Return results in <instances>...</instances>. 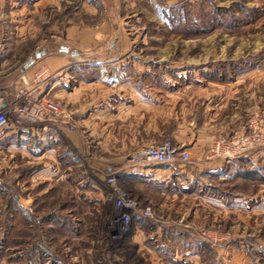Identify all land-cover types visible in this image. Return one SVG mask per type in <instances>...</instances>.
Segmentation results:
<instances>
[{"label":"rangeland","instance_id":"1","mask_svg":"<svg viewBox=\"0 0 264 264\" xmlns=\"http://www.w3.org/2000/svg\"><path fill=\"white\" fill-rule=\"evenodd\" d=\"M98 3L107 5L101 17ZM115 18L117 25L107 28L111 38L127 39L115 49L130 65L148 68L136 76L150 84L152 96L165 98V110L152 107L145 123L149 140L201 146L188 150V163L157 165L199 164L204 171L192 170L191 177H205L206 184L175 201L152 182L131 184L122 172L130 154L108 153L110 147L101 153L94 123L85 128L77 121V146L56 133L52 153L41 156L51 145L34 139L27 156L0 151V264H141L135 245L159 242L152 232L162 225L182 228L170 240L198 242L204 263L264 264V143L245 157L205 158L217 138L250 122L264 133V0H41L37 6L0 0L1 94L11 98L22 69L52 71L50 55L60 49H67L60 56L76 69V82L96 80L98 49L109 43L98 32ZM56 99L69 109L63 96ZM111 171L140 208L153 211L135 213L117 240L110 237L113 203L98 205L97 198L98 182L105 193ZM137 227L149 230L133 237Z\"/></svg>","mask_w":264,"mask_h":264},{"label":"crops","instance_id":"2","mask_svg":"<svg viewBox=\"0 0 264 264\" xmlns=\"http://www.w3.org/2000/svg\"><path fill=\"white\" fill-rule=\"evenodd\" d=\"M40 2L41 0H31L33 6H37ZM15 4L17 5V3ZM106 9V4L98 3V15L100 17ZM116 20L117 18L113 22L111 21L110 24L103 22L100 28L101 32H98V40H106L109 43L107 48L98 49V67L95 68L98 71V78L96 80L88 82L79 80L76 82L74 79L76 69H72L69 61L65 62L64 58L60 56L61 53L66 54L67 49L57 50V53L50 55L52 60L49 61V68L54 74L51 81V93L55 98L60 95L65 98L64 101L67 106L69 105L72 116L78 122H82L85 128L87 123H94L98 146L101 151L103 150L102 152L100 151L101 153L108 152L110 147L111 151L108 153L121 152L131 154L143 145L163 141L149 140L150 126H145V123L150 120L151 108H157L158 110L162 108L165 110L166 102L160 93L157 96L154 94L152 96L150 84L140 81L141 77L136 76L140 72L145 73L144 71L148 68L137 66L134 63L130 65L128 60L124 59L128 58L124 55L125 52L115 49L116 42L121 39H123V42L127 41L123 35L120 39H114L115 41L111 38L113 35L109 33L110 31L107 28L108 26L114 27V23L117 25L118 21ZM104 31L106 32L104 33ZM73 52L72 56L77 55V51ZM45 53L46 50L42 49L39 52H35L34 55L40 57ZM80 56L88 57L89 53L81 52ZM21 72L29 76L33 74L32 70L25 72L22 69ZM85 97L89 101L88 104L84 101L86 100ZM80 135L79 132L64 134L66 139L74 146H77ZM3 137L5 139L3 140L4 143L0 145V151H14V154L22 156H27L26 154L31 153V146L33 145L30 144L32 139L37 143L44 142L46 145H51L50 148L39 152L41 156L48 152H54V146L59 144L57 142L58 134L44 131L40 127H37L36 130H24L17 133L6 132ZM122 137L127 138V141H124ZM119 140L120 144L118 143ZM174 144L183 146L190 151L196 148L198 150L201 147L200 145L198 146V141L192 142L191 139H182ZM39 157L33 156V158ZM176 168L153 164L152 166L147 165L140 168L136 173L132 174L126 171L123 174L126 181L131 184L141 182L142 185L148 186L151 182L154 183L155 186H158L157 189L164 195L165 199L169 198L172 201H175L177 197L195 195L206 184L205 177H191L192 170L195 173L202 172L204 171L203 166L194 164L189 165L187 169L177 170ZM101 186V182H98V205L105 200L104 189ZM144 229L145 227L135 228L132 233L133 237L149 230L146 228V231H143ZM181 230L182 228L177 225L170 227L167 225L157 226L152 233L154 235L157 234L159 242H153L156 237L150 239L152 237L151 234V236L148 235L150 241L137 243L135 251L141 257V264H209L202 261V252L198 242L170 240L183 232ZM189 233L191 234V231ZM162 235L163 238L161 239L160 236Z\"/></svg>","mask_w":264,"mask_h":264},{"label":"built area","instance_id":"3","mask_svg":"<svg viewBox=\"0 0 264 264\" xmlns=\"http://www.w3.org/2000/svg\"><path fill=\"white\" fill-rule=\"evenodd\" d=\"M53 72L40 66L32 76L20 73L15 93L11 98L0 92V138L6 132L36 130L64 135L77 131V119L69 109L51 93ZM264 143V133L255 131L253 122L248 127L236 131L230 136L219 137L211 145L205 158H231L247 156L251 149ZM188 150L171 140L149 143L133 151L127 160V168L122 172L136 173L147 165H173L178 162L188 163ZM121 172V173H122ZM118 172L111 171L106 178V201L113 203L115 213L111 225L115 228L111 238L119 239L130 231L132 217L135 213L151 216L153 211L149 205L140 208L135 199L125 189L118 186Z\"/></svg>","mask_w":264,"mask_h":264},{"label":"trees","instance_id":"4","mask_svg":"<svg viewBox=\"0 0 264 264\" xmlns=\"http://www.w3.org/2000/svg\"><path fill=\"white\" fill-rule=\"evenodd\" d=\"M249 173V172H248ZM244 174V173H243Z\"/></svg>","mask_w":264,"mask_h":264}]
</instances>
